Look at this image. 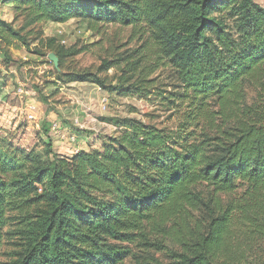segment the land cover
Instances as JSON below:
<instances>
[{"label": "trees", "instance_id": "16d2710c", "mask_svg": "<svg viewBox=\"0 0 264 264\" xmlns=\"http://www.w3.org/2000/svg\"><path fill=\"white\" fill-rule=\"evenodd\" d=\"M0 2L13 11L12 22L0 19L2 66L18 44L42 43L39 32L32 38L41 23L131 27L139 46L98 69L119 70L115 85L88 72L67 73L66 82L158 96L177 116L175 128L117 119L99 149L71 157L52 154L50 143L42 142L44 151L21 148L0 134V251L7 237L21 242L6 264H264V6ZM43 47L59 66L86 50L54 39ZM158 70L169 72L171 91L149 79ZM249 90L257 92L250 103Z\"/></svg>", "mask_w": 264, "mask_h": 264}, {"label": "rangeland", "instance_id": "374dc122", "mask_svg": "<svg viewBox=\"0 0 264 264\" xmlns=\"http://www.w3.org/2000/svg\"><path fill=\"white\" fill-rule=\"evenodd\" d=\"M254 2L264 6V0ZM0 19L13 21L12 9L1 2ZM37 32L41 35V44L36 42L29 48L18 44L17 49H11L9 66H2V60L0 64V134L12 136L15 145L44 151L42 142L50 143L52 154L71 157L76 146L85 152L99 149L102 138L115 135L113 122L120 118H135L159 128L176 127L177 116H173V110H169L167 103L158 96L147 99L124 96L106 92L87 82H66L67 73L88 72L115 85L116 77L121 75L119 70L99 72L98 69L102 61L112 60L139 46L141 36L134 34L131 27L109 24L101 27L99 32H93L82 22L70 20L64 24H38L32 38ZM50 39L55 40V46L86 50L68 57L60 66L58 61L55 67L48 58L54 53L43 47ZM0 57L2 59L1 51ZM168 74L167 70H158L149 79L155 81V87L171 91L169 85L172 81ZM154 91L158 92L155 88ZM261 93L264 99V92ZM248 97L249 103L255 101L257 92L249 90ZM103 101L107 102L104 108ZM29 115L32 119L28 118ZM52 123L58 124L65 136L75 135L76 143L50 137L49 132L46 135L44 131ZM20 243L15 237L6 238L0 251V264L15 259Z\"/></svg>", "mask_w": 264, "mask_h": 264}, {"label": "built area", "instance_id": "2783aa9c", "mask_svg": "<svg viewBox=\"0 0 264 264\" xmlns=\"http://www.w3.org/2000/svg\"><path fill=\"white\" fill-rule=\"evenodd\" d=\"M0 64H1V58H0ZM0 68H1V65H0ZM19 92L21 93V91L19 90ZM107 102L106 101H103V108L105 107V104ZM29 119H32V117L29 115L28 116ZM64 131H62V129L60 128V126L56 123H52L50 128H49V135L50 137H53L55 139H58V140H63V139H67L68 141H70L71 143H76V136L75 135H70V134H67L66 136L64 135ZM67 137V138H66ZM81 149L79 147H75L72 151V155L78 153Z\"/></svg>", "mask_w": 264, "mask_h": 264}, {"label": "water", "instance_id": "95a60500", "mask_svg": "<svg viewBox=\"0 0 264 264\" xmlns=\"http://www.w3.org/2000/svg\"><path fill=\"white\" fill-rule=\"evenodd\" d=\"M48 58H49V60H50L51 62L54 63V66L57 67L58 59L56 58V56L53 55V54H50V55L48 56Z\"/></svg>", "mask_w": 264, "mask_h": 264}]
</instances>
